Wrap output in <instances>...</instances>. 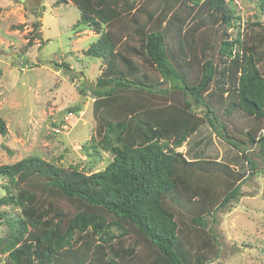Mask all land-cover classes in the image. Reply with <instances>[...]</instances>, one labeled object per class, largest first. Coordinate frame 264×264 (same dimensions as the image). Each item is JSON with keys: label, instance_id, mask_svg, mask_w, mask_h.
<instances>
[{"label": "trees", "instance_id": "obj_1", "mask_svg": "<svg viewBox=\"0 0 264 264\" xmlns=\"http://www.w3.org/2000/svg\"><path fill=\"white\" fill-rule=\"evenodd\" d=\"M61 1L80 10L77 31L98 35L86 53L102 58L95 130L80 148L112 159L94 172L38 156L0 164V263L215 262L210 218L259 173L246 151L259 147L264 162V22L241 30L233 0ZM204 124L242 153L248 175L178 150Z\"/></svg>", "mask_w": 264, "mask_h": 264}, {"label": "rangeland", "instance_id": "obj_2", "mask_svg": "<svg viewBox=\"0 0 264 264\" xmlns=\"http://www.w3.org/2000/svg\"><path fill=\"white\" fill-rule=\"evenodd\" d=\"M233 1L241 30L257 19L264 22L259 0ZM79 18L80 10L61 0H0V114L9 128L6 136L0 133V164L38 156L65 168L94 172L112 159L103 152L94 162L97 156L80 148L89 144L95 130L91 91L102 58L86 53L98 35L77 31ZM31 37L34 43L28 46ZM62 61L70 63L69 72L56 65ZM178 150L189 159L221 160L249 174L242 153L207 124ZM246 153L257 161L259 173L248 175L243 195L210 218L220 247L219 258L211 264H264V162L259 147ZM4 184L8 180L0 176V196L5 194ZM3 232L0 226V235Z\"/></svg>", "mask_w": 264, "mask_h": 264}, {"label": "water", "instance_id": "obj_3", "mask_svg": "<svg viewBox=\"0 0 264 264\" xmlns=\"http://www.w3.org/2000/svg\"><path fill=\"white\" fill-rule=\"evenodd\" d=\"M36 3H39V0H36Z\"/></svg>", "mask_w": 264, "mask_h": 264}]
</instances>
